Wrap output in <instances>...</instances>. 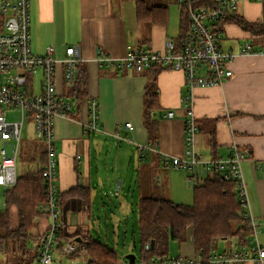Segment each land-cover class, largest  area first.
Returning <instances> with one entry per match:
<instances>
[{
	"label": "crops",
	"instance_id": "1",
	"mask_svg": "<svg viewBox=\"0 0 264 264\" xmlns=\"http://www.w3.org/2000/svg\"><path fill=\"white\" fill-rule=\"evenodd\" d=\"M231 1L236 2L231 11L235 10L245 20L255 23L257 31L244 30L233 21L225 22L219 34V45L222 50L237 52L241 45L249 42L256 53L237 55L229 61L228 67L233 73L223 83L192 89L199 126L195 146L203 161L227 158L235 146L245 155L241 161V172L249 199L246 210L257 219L258 239L264 245V33L259 31L264 28V0ZM180 11L179 4L175 14L170 8L168 23L160 25L139 22L135 0H30L34 53L43 54L46 47L52 45L56 49L55 56L62 59L67 47L74 46L81 57L75 82L81 85L80 92L72 89L75 84L65 81L64 65H57L58 92L76 100L70 112L55 117L56 184L59 195L80 186L88 191L89 197L85 200L77 194L60 198V232L66 237L60 240L62 243L51 264H73L77 254L61 256L60 249L64 242L75 240L80 235H91L110 246L112 242L126 245L129 230L127 224L121 222L128 220L134 211L133 204L137 205L138 212L140 196L151 195L145 192L156 187V179L168 181V174H172L173 169L190 172L186 167H175L172 161L174 156H183L186 148L185 96L189 90L185 73L170 68L158 73L162 108L160 112L154 111L156 115L152 113L159 118L157 144L141 151L138 148L140 144H149L142 106L148 72L111 69L97 61L99 51L121 56L129 44L144 49L164 48L167 39L177 40L180 36ZM93 101L97 104L99 130L86 127L92 118ZM169 111H173L174 116L168 117ZM126 122H131L134 128L126 129ZM118 125L121 126L119 134L122 138L115 135ZM21 148L20 142V153ZM45 151L46 147L40 151L41 163L35 169L46 162ZM106 162L112 165L111 169H107ZM196 166L188 177L191 180H200ZM117 180L121 188L125 185L127 195L120 190L113 191V182ZM111 191L116 196L123 195L121 214L105 202V196ZM122 215L126 218H120ZM48 226L47 214L38 218L32 230L31 251L34 256L30 264L37 260L40 239ZM132 233L135 234L136 230ZM72 235L76 237L72 238ZM136 235H139V229ZM124 236L125 241L122 239ZM114 249L119 253L120 250ZM131 252L136 256L134 264H170L165 261L144 263L135 249ZM199 257L190 228L186 241L180 244V253L168 259L198 261ZM12 258L7 256L6 264H15Z\"/></svg>",
	"mask_w": 264,
	"mask_h": 264
},
{
	"label": "built area",
	"instance_id": "2",
	"mask_svg": "<svg viewBox=\"0 0 264 264\" xmlns=\"http://www.w3.org/2000/svg\"><path fill=\"white\" fill-rule=\"evenodd\" d=\"M187 2V25L184 35L177 39H167L164 48L144 49L140 46L127 45L121 56L103 54L99 51L97 61L102 66L117 70H135L142 72L153 65L182 70L188 93L185 96V153L174 156L175 167H189L203 164L208 170H218L226 178L237 177L240 181V199L245 208V216L250 219L253 229L252 239L247 244H237L233 249L218 251L214 249L207 261L211 264H264V245L258 239L259 224L257 219L246 209L249 199L244 186L241 161L245 155L234 147L227 158H212L203 161L197 152L196 140L199 126L194 111L192 89L196 86H214L223 83L232 75L228 62L237 55L256 53L249 42L240 46L237 52L225 51L219 45L215 24L227 11L235 7L236 2L218 0L217 6L194 7ZM30 0H0V188L12 186L17 180V161L20 154L21 133L25 115H32L36 135L46 145V162L41 176L46 182V201L42 207L49 218L48 229L40 239V249L34 264H51L57 249V235L62 221L59 208V194L56 184L57 157L55 148V117L66 115L72 109L69 96H64L57 89V65L64 66V78L69 84L77 80V65L81 62L78 50L74 46L67 47L62 59L55 56L56 49L49 45L45 53H34L31 46ZM41 72L40 91H35L33 74ZM97 104L92 102V118L88 129L99 130ZM5 110H18L21 118L8 119ZM174 116L173 111L167 113ZM124 127L132 130L134 125L126 122ZM119 134L121 126H117ZM141 151L151 148L150 144H140ZM149 245H147V248ZM61 256L77 254L73 264H95L86 246L75 240L64 242ZM189 258H171L165 262L170 264H196ZM117 264H131L128 261Z\"/></svg>",
	"mask_w": 264,
	"mask_h": 264
},
{
	"label": "trees",
	"instance_id": "3",
	"mask_svg": "<svg viewBox=\"0 0 264 264\" xmlns=\"http://www.w3.org/2000/svg\"><path fill=\"white\" fill-rule=\"evenodd\" d=\"M137 18L139 22L166 25L169 21L170 6L167 3L147 4L146 0H135ZM181 7L180 36L185 32L187 25L188 3L176 0ZM194 7H211L219 5L218 0H190ZM233 21L244 30L255 32L257 25L242 18L235 10L227 11L215 24V32L222 31L223 23ZM264 33V28L259 30ZM178 38V39H179ZM166 69L162 65H153L144 71L148 72V82L145 88L143 107L144 125L149 134V144L156 146L159 133V118L153 116L154 111H161V102L158 92L157 75ZM143 71V72H144ZM75 84V83H74ZM73 84V85H74ZM73 90L82 91L77 82ZM72 108L76 99L71 98ZM72 110V109H71ZM70 112V111H69ZM44 160H46V153ZM23 152L20 159L26 160ZM43 157V156H42ZM42 167L29 169L18 175L16 183L4 187L6 208L0 211V261L3 255L13 256L15 264H30L32 254V230L37 225L38 218L45 215L42 211L46 201V182L40 175ZM189 176L194 168H189ZM237 177L226 178L218 170H212L202 179V182L193 188L194 201L192 204L175 202L154 195L140 196L138 200V229L141 260L144 263L164 262L169 258V244L171 241L183 243L186 241L189 229L192 228L193 241L199 253L200 261L196 264H211L207 261L212 251L216 249L220 240L237 238V243L247 244L252 239L253 229L250 219L245 216V208L240 199L241 186ZM79 194L85 200L89 193L86 189L77 186L64 196ZM13 207H16L17 222L13 223ZM61 231V230H60ZM57 248L61 239L65 237L59 232ZM81 245L87 247L95 264H117L120 256L109 244L94 238L91 235H80ZM72 238L76 236L72 235ZM154 241V244H151ZM147 245L149 247L147 248ZM127 261V260H125Z\"/></svg>",
	"mask_w": 264,
	"mask_h": 264
},
{
	"label": "rangeland",
	"instance_id": "4",
	"mask_svg": "<svg viewBox=\"0 0 264 264\" xmlns=\"http://www.w3.org/2000/svg\"><path fill=\"white\" fill-rule=\"evenodd\" d=\"M147 4H161V3H167L169 4L170 8H172V14H175V12L178 11V2L176 0H146ZM34 78V84L36 92L39 91L40 88V82L41 81V72L40 70H36L34 74L32 75ZM6 115L8 119L10 120H17L21 118V114L18 110H5ZM21 151L25 153L27 157L26 160H19L17 164V174L20 175L21 173L27 171L29 168L35 169L38 163H41L39 160V155L41 156V152L43 149H45L46 145L43 140L37 137L36 130H35V123L33 120L32 115L29 113H26L24 125L21 133ZM116 144V142H114ZM118 143V142H117ZM2 146V142L0 141V147ZM41 153V154H40ZM106 165L108 166V170L111 169V164L106 162ZM199 168V176L200 180H196L195 178L193 180L189 179V173L187 170L182 169H173L171 170L173 173L168 174L169 180L162 178L161 181H156V187L152 190H147L145 192L146 194H151L158 197H163L165 199H172L175 202H182L187 204H192L194 201L193 197V188L195 185L202 182V179H204L210 170H208L203 164H199L196 166V169ZM124 172V169H121ZM196 173L197 170H196ZM116 176V173L115 175ZM118 180L116 182H113L114 186V192L121 191L122 194L127 195V189L125 188V185L123 188H121V184L118 185ZM127 190V191H126ZM111 191L108 196H105V202L107 203V206L112 208L116 211V213L121 214V207L120 202L122 200V194L120 196H116L114 192ZM132 192L129 191V197L132 199ZM5 196L4 191L0 189V211H3V209L6 208L5 203ZM120 207V208H119ZM102 212H104L105 205H101ZM119 208V209H118ZM134 211L130 214V217L128 220H126L125 215L120 216V218L125 219V221H122L121 224H127V228L129 230V236L126 240V245L123 244H114L111 243V246L116 247L119 251L120 259L127 260L126 256L127 254H133L131 252V249L136 250V254L141 257L140 254V243H139V235L137 234L138 226H137V205L133 204ZM14 209V208H13ZM13 223L17 222V214L16 210H13ZM136 230V233L133 234L132 231ZM259 237V236H258ZM127 238V237H126ZM125 241V236L122 238ZM112 240V237H111ZM135 240V241H134ZM123 242V241H122ZM121 242V243H122ZM237 242V238H231V239H225L220 240L217 244V250L221 251L224 249H233L235 248V243ZM135 243V245H134ZM169 258L173 256H177L180 253V243L177 241H171L169 244ZM126 250V252L124 251ZM135 253V252H134ZM7 256H10V254H7ZM5 255L2 256L0 264H6V257ZM140 259V258H139Z\"/></svg>",
	"mask_w": 264,
	"mask_h": 264
},
{
	"label": "water",
	"instance_id": "5",
	"mask_svg": "<svg viewBox=\"0 0 264 264\" xmlns=\"http://www.w3.org/2000/svg\"><path fill=\"white\" fill-rule=\"evenodd\" d=\"M154 115H156L157 113L156 112H154L153 113ZM80 241V238L79 237H77V238H75V241ZM151 244L153 245L154 244V241H151ZM135 258H136V256L134 255V254H128L127 256H126V259H127V261L129 262V263H131V264H134L135 263Z\"/></svg>",
	"mask_w": 264,
	"mask_h": 264
}]
</instances>
